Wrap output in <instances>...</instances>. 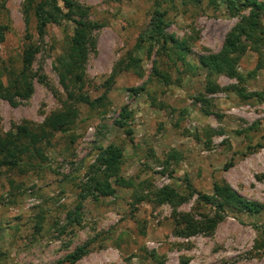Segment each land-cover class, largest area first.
Wrapping results in <instances>:
<instances>
[{
    "label": "rangeland",
    "instance_id": "374dc122",
    "mask_svg": "<svg viewBox=\"0 0 264 264\" xmlns=\"http://www.w3.org/2000/svg\"><path fill=\"white\" fill-rule=\"evenodd\" d=\"M36 1L0 0V24L8 27L0 41L2 73L19 68L28 42L40 43ZM74 1L97 23L78 84L93 102L67 99L54 68L55 57L68 49L73 23H48L31 63L44 80L34 76L30 96L15 105L0 98V134L22 123L36 130L69 105L77 114L68 130L38 144L39 156L13 169L0 165V264H55L80 246L87 252L67 264H264V208L249 214L207 202L217 181L264 205V101L242 97L264 92V36L257 51L248 48L238 60L240 81L224 74L207 80L197 56L218 51L238 21L222 0ZM155 11L162 32L188 47L182 59L173 43L163 50L143 38ZM129 56L136 67L125 68ZM1 79L6 84V75ZM121 107L129 116L120 126ZM108 144L119 149V173L132 185H115L109 196L87 193ZM167 186L181 199L175 206L155 202V192ZM216 211L222 217L211 231L174 232L172 215L200 221Z\"/></svg>",
    "mask_w": 264,
    "mask_h": 264
},
{
    "label": "trees",
    "instance_id": "16d2710c",
    "mask_svg": "<svg viewBox=\"0 0 264 264\" xmlns=\"http://www.w3.org/2000/svg\"><path fill=\"white\" fill-rule=\"evenodd\" d=\"M172 1V0H169ZM181 2L198 3L201 0H180ZM62 7L57 4V0H37L32 6L33 16L35 18V32L40 43L28 42L20 54V66L17 70L3 68L0 70V98L6 100L10 105H15L17 99L28 98L32 92V79L37 77V81L44 80L43 75L37 74L31 70V63L35 54L40 50L41 40L44 34L45 26L48 23L65 22L73 23L72 32L69 36L68 49L55 57V70L58 81L66 91L67 99L75 102L91 104L89 97L80 92L79 83L82 82L83 65L88 52L93 48L92 29L97 23L89 21L86 18L87 9L82 7L74 0H60ZM230 15H237L238 21L227 32L218 51L208 54H200L197 61L200 66L205 68L206 79L210 80L212 75L224 74L228 77H234L238 81L242 75L237 72L236 66L241 55L246 49L252 48L257 51L255 43L264 36V28L260 25L261 14L264 11V2L260 0H222ZM246 10V13H241ZM27 21V20H26ZM164 24L161 14L155 11V18L151 20L148 31L145 32L144 39L152 40L160 44L163 50H169L165 42L173 43L178 48L176 58L182 59L188 51V47L183 40H177L172 35H166L162 32L161 26ZM7 25L0 24V41L3 40V34L7 30ZM247 42L251 43V46ZM151 44L146 48L147 54L150 53ZM129 63L125 68L137 66V59L129 56ZM2 74L6 75V84L2 82ZM154 74H157L154 71ZM75 85L77 90L74 91ZM238 93L240 89L233 87ZM130 90V89H129ZM243 98L251 97L256 102L264 101V92H247L242 95ZM203 104L208 101L203 99ZM75 104L65 107L64 110L49 114L36 130H31L25 123L15 126V131H8L0 134V165L13 169L28 163L25 158L37 157L41 150L40 142L49 143L54 131H66L72 124L75 111ZM204 112H207L203 109ZM118 125L124 124L125 117L129 112L125 107H121ZM131 134V129L126 128V135ZM97 161L99 166L97 172L89 179L86 192H93L99 196H109L114 192V186L129 187L132 182L129 179L124 180L119 173L120 152L117 146L108 144L98 154ZM24 163V164H23ZM230 162L223 165L227 168ZM101 166V167H100ZM112 179V183L110 182ZM85 194L80 195L84 197ZM155 202H167L177 205L180 197L177 192L167 186L157 190L154 194ZM202 200L204 196H200ZM214 205L216 209L222 210L223 207H229L238 211H244L249 214L258 213L264 205L252 200H247L239 196L225 182L214 181L212 185V197L207 201ZM175 222L174 232L181 236L190 235L197 231L209 232L212 230L222 214L214 212L211 217H204L200 221L193 220L188 213H176L172 215ZM77 223V218L70 219ZM258 228H261L258 226ZM87 252L84 246L77 247L72 252L64 256L63 259L55 264H67L76 261Z\"/></svg>",
    "mask_w": 264,
    "mask_h": 264
}]
</instances>
